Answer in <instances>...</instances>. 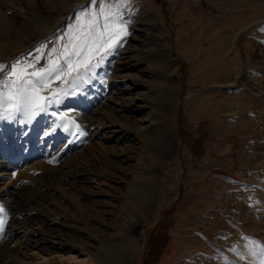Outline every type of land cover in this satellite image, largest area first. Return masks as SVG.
<instances>
[{"label": "rangeland", "instance_id": "obj_1", "mask_svg": "<svg viewBox=\"0 0 264 264\" xmlns=\"http://www.w3.org/2000/svg\"><path fill=\"white\" fill-rule=\"evenodd\" d=\"M17 2L21 15L29 20L22 26L23 18H17L19 35L36 37L28 47L0 55V79L6 75L5 83L9 86L12 80L30 85L51 79L57 70L44 76L42 68L23 69L21 60L53 39H61L52 59L59 67L80 39L90 43L89 51L83 54L92 56L93 35L104 38L123 28L127 34L113 37L104 52L87 59L83 66L95 67L105 55L123 52L121 61L137 66L127 72L132 74L128 85H136L134 92L140 96L132 109L144 108L134 118V111L122 107L119 114L125 126L133 128L132 134L118 146L110 145L109 151L89 156L80 167L84 182L77 177L61 183L47 178L35 189V196L29 195L33 190L21 188L22 208L43 213L31 219L24 214L22 218L37 232V247L29 252L39 257L44 253L53 256L47 264L83 263L82 257L104 256V244L126 243L127 232L137 239L133 264H261L264 0H104L117 17L116 31L112 32L93 23L92 14H97L100 25L104 22L98 15L101 0H66L64 6L61 0ZM7 5L6 0H0L2 10H7ZM14 8L6 11L8 16ZM223 35L229 44L224 48L217 46ZM109 70L101 64L97 76L103 72L110 75ZM75 72L65 71L58 82L49 85H65ZM165 75L170 76L168 81ZM159 108L165 115L160 121L167 124L166 137L171 134L164 160H155L150 153L151 147H161V139L160 145L154 144L147 133H153L157 122L150 124L155 126L152 129L140 130L137 125V118L158 117ZM223 143L231 148L225 154L227 158L220 162L217 157L222 152L215 150ZM60 148L56 146L53 152ZM198 164L214 166L212 175L218 170L231 174L237 183L229 189L219 183L211 185L212 180L194 174L192 167ZM234 169L238 175L232 172ZM148 185L153 188L152 206L134 209L131 201H151L145 190ZM210 188L215 198H211ZM19 195L11 196L4 206L17 205ZM214 204H220V214L205 228L208 244L203 248H186L173 234L177 220L193 213L201 218L213 217ZM5 210L3 218L10 225L16 215ZM2 239L0 232V245ZM6 246L16 249L12 247L14 242ZM18 249L21 253L12 256L26 259L27 264H42L36 263L42 258L35 259V254L25 257V248ZM4 263L0 257V264Z\"/></svg>", "mask_w": 264, "mask_h": 264}, {"label": "bare ground", "instance_id": "obj_2", "mask_svg": "<svg viewBox=\"0 0 264 264\" xmlns=\"http://www.w3.org/2000/svg\"><path fill=\"white\" fill-rule=\"evenodd\" d=\"M17 1L19 0H6L7 10L15 7L10 16L7 15V10H2L0 7V18H2L0 21L1 56L10 54L18 47H28L36 37L35 35H19L17 18H23L22 26L29 20H26L28 17L21 15L22 8ZM33 1L29 0L30 3ZM65 3L66 0H61V5L64 6ZM115 36L118 35H107L104 38L93 35L95 46L92 56L83 54L89 51L90 43L84 38L80 39L59 67L52 63V59L61 39H53V42L43 46L38 51L27 54L21 60L20 65L27 70L42 68L44 76L50 73L49 69H56L58 72L55 73V77L46 78L43 82L30 85L19 84L12 80L11 86L5 83L6 75L0 79V206H2L3 211L7 209L5 210L7 213L11 212L12 216L16 215L11 220L12 224L6 225L7 221H4L3 211L0 212V232L3 234L0 257L6 264L28 263L26 259L21 260L15 255L12 256V253L20 252L18 248H25L23 251L25 257L35 254V259H43V261H36V263L47 264L46 261L48 262L53 258L50 254L49 257L46 253L39 257L37 253L29 252L32 247H37V240L35 239L37 232L31 227L32 225L25 224L26 218H22L24 214L31 219L33 215L40 214L41 216L43 213L36 209L26 210L22 208L24 205L23 201L20 200L22 193L21 196L19 195L22 192L20 191L21 188L33 190L29 195L35 196V189L47 178L53 179L55 183H61L68 178L77 177L84 182L85 178L80 172V167L87 163L89 156H95L102 151H109L110 145L111 148L113 143L118 146L117 144L132 134L133 128L125 126L127 124L121 119L122 115L119 114L122 107L125 106L127 111H134V118L143 112L144 108L141 107L135 106L136 108L132 109L140 96L134 92L136 85H128L129 76L132 74L127 72L137 66L136 64L128 65L127 62L121 61L123 52L121 55L120 52L114 54V51V53L105 55L106 57H102L95 67L93 65L85 69L83 66L87 59L94 58L96 54L104 52ZM223 37L217 46L228 47L227 36L223 35ZM75 53H79V55ZM48 61L51 63L45 65ZM69 62L77 72L70 76L65 85H58L55 88L49 85L56 82L65 71H68ZM77 62L80 64L79 68H76ZM101 64L105 70L110 69V75L109 72H103L97 76ZM1 70L2 68L0 73ZM9 73L12 74V70ZM169 77L165 75V81H168ZM99 103L101 105L97 106ZM162 110V108L156 110V113L159 114L158 117L137 118V125L140 126V130L147 127L152 129L155 126L152 125L153 127H151L150 124L157 122L158 126L153 129V133L147 130V133L151 134L154 144L161 141L159 149V146L150 148V153L155 160H164L166 154L169 153L168 148H170L171 134L166 137L167 124H161L162 121H160L164 115ZM159 139L161 140L158 141ZM158 144L160 145V143ZM56 146L61 147L59 152H53ZM145 190L148 195H151L149 196L151 201H131L134 209L140 211V209L148 208L153 202L152 186L148 185ZM15 195H19L17 205L10 208L7 205L5 207L4 202ZM46 220H51V218ZM16 224L23 225V227L16 226ZM126 234L125 244L115 241V243L112 241L113 243L110 245L106 244L107 246L104 244L106 248H104V256L97 257L91 254L89 259L82 257L83 263L76 262L78 264H133L138 246L137 239L130 233L126 232ZM10 242L15 243V246L12 247H16V249H7L6 244Z\"/></svg>", "mask_w": 264, "mask_h": 264}, {"label": "crops", "instance_id": "obj_3", "mask_svg": "<svg viewBox=\"0 0 264 264\" xmlns=\"http://www.w3.org/2000/svg\"><path fill=\"white\" fill-rule=\"evenodd\" d=\"M226 143H223V145L221 144L220 146H218V149L215 150V152L218 154L222 152V155L217 157V159L220 162H223L225 157L227 158V155L225 154L231 148L230 144H226ZM192 168L195 172L194 174L196 175V177L205 178L209 182L212 180L211 185L219 183L224 188L229 189L237 183L233 181L231 174L228 175L221 170L214 172V174L212 175L211 173H212V170L215 168L214 166L208 167L206 165L198 164L197 166L192 167ZM232 172L238 175V172L236 171V169H234ZM205 174H207V176H205ZM208 192L212 194L211 198H215V196L213 195L212 188H210ZM214 207L215 208L211 210L213 217L205 216L201 218L200 214L193 213V214H187L177 220V223L174 227L173 234L175 235V237L178 238L180 243H183V245L186 248H191V247L203 248L208 244L205 228L212 224L213 219L216 215L220 214V212L217 210L220 207V204H214ZM199 224H202L201 226L203 225L204 226L200 227Z\"/></svg>", "mask_w": 264, "mask_h": 264}, {"label": "snow or ice", "instance_id": "obj_4", "mask_svg": "<svg viewBox=\"0 0 264 264\" xmlns=\"http://www.w3.org/2000/svg\"><path fill=\"white\" fill-rule=\"evenodd\" d=\"M95 2V0H93V3ZM120 2L122 3L123 0H120ZM107 9V10H106ZM93 15V23L95 25H97L98 27H102L105 31H116V29L114 28V21L116 20V14L112 11V7L111 5H105L104 0H101V7L99 8V16H102L104 18V22L102 25L99 24V21L96 19V15L97 14H92ZM120 33L123 34H127L126 31L121 28L119 31H116V35H120ZM88 35H91V33H89ZM76 55H79V53H75ZM3 67V66H0ZM80 64L79 62H77L76 64V68H79ZM56 69H49V71H55ZM76 69H74L72 67L71 62H69L68 65V71H74ZM33 75H36V73H33ZM3 211L2 206H0V212ZM261 264H264V260L261 261Z\"/></svg>", "mask_w": 264, "mask_h": 264}]
</instances>
